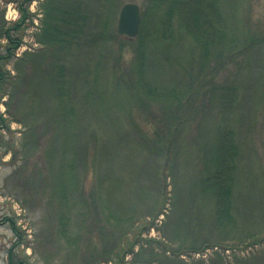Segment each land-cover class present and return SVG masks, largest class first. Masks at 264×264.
Segmentation results:
<instances>
[{
  "label": "rangeland",
  "instance_id": "1",
  "mask_svg": "<svg viewBox=\"0 0 264 264\" xmlns=\"http://www.w3.org/2000/svg\"><path fill=\"white\" fill-rule=\"evenodd\" d=\"M154 1L85 0L86 4L83 1V4L79 5L82 6L80 13L83 12L87 17H96L97 20L91 19L87 22V37L81 41L82 45L84 42V47L82 46L79 48L81 50L75 53L76 48L71 49V54L74 53V55L69 57L70 60L80 58L81 63L79 69L76 68L79 62L75 63V69L70 75L68 83L64 85L62 95L64 96L65 93V96L67 95L73 100V102L65 100L69 102L67 106L76 111L75 117H81V120L82 118L87 119V124L89 120L87 108L85 104L80 107L77 103L82 100V97L84 98L87 92L91 93L93 106L90 107H95L94 110L98 108L97 115L101 117V124L99 126L90 121L91 125H88L86 134H90L93 128H99L96 136H99L100 132L104 136V142H100L96 137L100 148L105 143L107 144L108 135L106 131L109 134L114 133V136L119 139L122 135L129 142L130 145L126 148L127 150L122 145L115 147L111 144L112 149L116 150L114 153L118 156L113 157V160L110 156L103 166L110 179L102 182L103 192L101 191L102 194L99 199L102 201L105 198L123 204L124 207L115 213L114 217L131 215L133 223L128 230L131 239L120 240L118 237L121 232L120 227L111 229L106 221L102 223V217H100L101 222L97 223L93 217L85 218L84 212L81 211L80 214L79 209L72 210L70 216L65 215V217L69 216V220L66 221L68 224L70 223L72 230L78 229L79 221L84 223L95 221L96 225L94 223L95 226L89 228L92 229L90 236L93 241L87 247L91 250L87 248L85 251V240L81 238L79 254L68 262L65 261L63 253H60L64 250L59 251V247H56L60 244L56 240L60 214L49 193L52 176L56 172V166L60 163V156L58 154L53 155L48 162L45 158V151L47 152L50 144L51 149L54 148V151L57 149V152H60V140H57L56 145L52 147L55 143L52 141L53 134H51L54 133V128H49L48 125L47 132L40 129H44L47 121L53 123L52 120L46 116L31 118L25 115L28 112L26 108L29 104V97L26 96L25 89L30 80H39L42 92L50 91L48 99L43 97L40 102L44 107H48L49 111L55 104L52 93L57 89V84L50 80L47 82L44 76L49 63L47 64L41 55L46 53L48 58L50 52L40 43H37V38L41 34L42 20L45 16L41 5L47 4V2L46 0H33L30 3L29 12L33 14L32 22L27 20L24 23L21 47L17 49L15 59L4 65V70L8 73L5 75L15 81L14 85H11L9 90L7 89L12 97L5 95L0 98V115L5 123V125L0 123V264H9L10 259H12L13 264L16 261L26 264H113L114 262L111 261L106 262L107 258L103 255L111 251L115 242L120 243L118 251L121 252L119 255L124 248H128L132 244L130 247L134 253L123 258L125 264H133L134 260L144 264L143 261L146 262L154 258H157L156 260L159 262L161 261V264H199L193 263L191 257L189 258L187 255H182V258L179 257L178 260L171 261L166 258L168 253L162 254L161 247L164 246L166 249L171 248L172 250L180 248L184 238L182 236L185 233L179 232L181 237L176 235L175 238L173 233L178 227L180 228L181 220H183L184 229L188 232L195 227L203 235L206 230L211 206L201 201L191 203L183 193L184 185L187 184L188 178L194 175L199 165L197 159L199 149L197 125L208 131L213 117L211 116L210 119L209 110L206 106L198 105L197 108L202 109V111L200 110L201 112L195 119L185 121L184 128L178 131L175 137H171L167 129L164 130V123L159 121L161 109L158 104L156 105L149 102L151 100L139 96L142 103L146 104L145 107L140 104L138 106L135 94H140V90L133 82L140 79L135 70H140L137 66L140 62L136 57V48L139 45L137 37L142 31L146 37L144 36V42H142L144 58L140 63L142 66L141 75L148 85H155L159 90H164L165 87L169 89L171 86L179 89L176 85L180 76L181 79L184 76L181 68L186 67L188 58L194 56L191 41L188 37L181 35V29L174 22H172L175 25L173 34L177 37L168 43L165 40H159L158 36H162L161 33L164 31L161 19H165L164 12L170 0H157L156 2L160 3L159 11L156 10L157 7L152 6ZM228 1L231 3V0ZM70 2L76 5L78 0H70ZM125 3L138 5L141 14L139 34L133 39L122 38L116 32L119 10ZM232 3L237 6L238 16L244 24L242 26L247 28L246 32L257 33L258 30L264 32V0H232ZM0 17L3 18L7 26L16 22L20 18L17 4H5L0 0ZM105 23L107 25H104ZM143 23L145 29H143ZM95 34H98L97 38L94 37ZM153 35L157 36L158 41L152 37ZM0 44L4 45L5 41H0ZM32 58L38 62L37 66H35L34 61L30 60ZM254 59L258 63L252 64L249 70L255 77L257 85L255 90L260 93L259 97H262L264 95V48L260 53H256ZM215 74H217V81L220 80V77H225V71L221 68L214 69L212 72L206 69L202 73V83H211ZM72 81L76 92L71 88ZM201 91L203 94L210 93L206 86ZM126 93L129 95L128 99H126ZM204 100H206V96H204ZM162 101L159 104H163ZM187 103H189L188 100ZM43 106L41 107L43 108ZM143 108H151L155 112V118L151 116L145 118L144 113L141 112L144 111ZM253 110L252 135L249 140L254 151L252 175L255 174L256 181L253 183L254 188L249 184V189H252L253 192L260 189L263 193L264 183L260 178L264 173V129L261 128L264 101L262 98L255 102ZM43 114L46 115L47 110L43 111ZM108 123L110 126L113 125L110 130L105 126ZM158 127L163 129L164 134L165 131L167 132L161 139L164 143V151L162 152L153 150L151 142L149 146L147 144L148 141L156 140L153 132ZM100 128L104 130L101 131ZM84 129L86 126L81 124V130ZM80 133V141L82 142L77 149L76 156L80 154L82 144L86 142L85 136L87 135L82 134V131ZM87 140L86 157H82V161L85 160V168L77 165L76 172L79 175L78 183L82 186V194L86 200H91L90 192L95 188L97 179L99 181L98 169L101 165L98 150L93 149L92 138L87 137ZM72 155L73 152L71 151L64 162L67 163L71 158L73 159ZM166 156L170 158L168 165L165 163L169 169L166 170L165 167L163 170V159ZM158 158H162V163L160 162L159 173L155 174L153 170L158 165L154 162ZM141 169H144L145 174L143 176L146 178L139 184H146V191L140 197L134 193L139 185L132 187V184L119 178L128 179V175L138 177V170ZM130 180L132 182L137 181L136 178H130ZM125 181L126 184H124ZM109 184L116 186L110 196L106 195ZM123 184L127 186L124 188ZM245 184L247 182L241 181V187H244ZM130 188L133 190H129ZM151 224L154 227L144 232L145 228ZM13 227H15L16 232H14ZM202 231L204 232L202 233ZM195 234L198 236V233ZM150 239L155 242H148L147 240ZM261 239H263L262 243L249 241L246 242L247 246L240 244L241 247H232L231 250L224 249L226 243L230 244V242H225L224 246H212L200 264H264V232L255 238L256 241ZM134 240L138 241L139 245L134 244ZM156 241L160 242L161 245ZM92 257L96 259L94 262Z\"/></svg>",
  "mask_w": 264,
  "mask_h": 264
},
{
  "label": "trees",
  "instance_id": "2",
  "mask_svg": "<svg viewBox=\"0 0 264 264\" xmlns=\"http://www.w3.org/2000/svg\"><path fill=\"white\" fill-rule=\"evenodd\" d=\"M2 1L5 4L16 3L20 18L7 26L3 18L0 17V41H5L4 45L0 44V98L5 95L12 97V94H9L7 89L9 90V87L14 85L15 81L11 77L6 76L8 73L4 70V65L15 59L16 51L22 44L24 23L27 20L32 22L33 17V14L29 12V5L33 0ZM83 1L86 4L85 0H78L76 5H82ZM156 1H154L155 3L152 6L154 8L157 7L156 10L159 11L160 3ZM46 2L47 4L41 5L45 16L42 20L41 34L37 38V43H40L50 52L48 58L46 53H43L41 57H44L47 64L49 63L48 70L45 71L46 74L44 75L46 81L50 80L57 84V89L52 93L55 104L51 107V112L48 107L41 105L40 102L43 97L48 99L50 91L42 92L39 80H30L25 89V94L29 97V104L26 108L28 112L25 115L31 118L46 116V118L52 120L53 123L47 121L44 129H40L46 131L48 125L49 128H54V133L52 132L51 134H53L52 141H55V143L52 147L56 145L57 140H60V152L58 153L57 149L56 151L53 150L54 148L51 149L50 144L47 148L49 151L47 149V152L45 151V158L48 162L53 155L58 154L60 156V163L56 166V172L52 176L49 193L60 214L59 228L56 231V240L60 244L55 246L59 247V251L64 250V252L60 253H63L65 261L68 262L79 254L81 238L85 240V251L90 246L89 244L93 241V238L90 236L92 229L90 230L89 228L95 226L96 222H101L100 217H102V223L106 221L111 229L121 228L118 236L120 240L131 239V234H128V230L133 223L132 216L114 217L115 213L121 211L120 209L124 205L105 198L102 201L99 199L102 194L101 191L103 192L102 182L110 179L103 166L110 156L112 160L113 157L118 156L114 153L116 150L112 149L111 144L115 147L122 145L125 150L130 144L122 135L120 136L121 139H119L114 136V133L109 134L105 130L108 135L107 144L105 143V146L103 145L100 148L98 139L100 142H104V136L101 135V132L99 136H96L99 128H93L90 134H86L89 128L88 125H91L90 121L91 123L95 122L99 126L101 124V117L97 115L98 108L94 110L96 109L95 107H90L93 106L91 93L87 92L84 98L82 97L81 103H77L80 107L85 104L87 108L89 118L87 124V119L82 118L81 120V117H75L76 111L67 106L69 102L65 100L71 102L73 100L67 95L65 96V93L64 96L62 95L64 85L68 83L70 75L75 69V63L79 62L76 65L78 69L81 63L80 58L70 60L69 57L73 56L76 51H80L81 49L79 48L84 47V42L82 45L81 41H84V38L87 37V22L91 21V19L94 20L96 17L91 18L87 17L83 12L80 13L82 6L77 7L70 0H46ZM164 16L165 19H161L164 31L161 33L162 36H158L159 40H165L168 43L177 37L173 34L175 25L172 22H174L181 29V35L188 37L191 41L194 56L193 58H188L186 67L181 68L184 76H182L183 80L180 76L176 85L179 89L171 86L169 89L165 87L164 90H159L155 85H148L141 75L142 66L140 63L144 58L142 42H144V36L146 37V34L142 31L137 37L139 45L136 48V57L138 62H140L137 66H139L140 70H135L140 79L133 82L140 90V94H135L138 106L140 104L145 107L144 105L146 104L142 103L139 96L151 100L149 102H153L156 105L158 104L161 109L159 121L164 123V130L167 129L171 137H175L178 131L184 128L185 121L192 118L195 119L202 111V109L197 108L198 105L208 108L210 119L213 117V121H210L211 125L208 127V131L197 125V143L199 146L197 159L199 165L194 175L188 178L187 184L184 185L183 193L191 203H199L201 201L211 206L210 219L207 221L206 230L205 232L202 231V233L204 232L203 235L195 227L188 232L184 229V223L181 220L182 227H178L175 230L176 232L173 233L174 238L176 235L181 237L179 232L185 233L182 236L184 238L181 241L180 248L176 250L173 248L174 250H172L162 246V254L168 253L166 258L174 261L178 260L182 255H187L190 258L193 253L204 252L215 245L224 246L225 242H230V244L226 243L224 247L226 250H231L232 247L239 248L241 247L240 244L247 246L246 242L249 241L262 243L263 239L256 241L255 238L264 232V192L261 193L260 189L253 192L252 189H249V184L254 188L253 183L256 181L255 174L252 175L254 151L249 138L252 135L253 107L260 98L264 101V95L261 94L262 97H259L260 93L255 90L257 86L255 77L251 74L249 67L258 63L254 57L257 52L260 53L264 48V32L260 30L257 33L246 32L247 28L242 26L244 24L241 22L237 6L232 3V0L231 3L228 0H170ZM104 25L107 24L105 23ZM104 27L106 28V26ZM145 28L143 23V29ZM94 37L97 38L98 34H95ZM152 37L158 41L157 36L153 35ZM71 49H75L73 55L71 54ZM30 60L34 61L35 66H37L38 62L35 61V58ZM219 68L225 71V77H220V80L217 81V74H215L211 83H202V73L206 69L212 72L214 69L217 70ZM73 81L75 82V80ZM73 81L71 88L75 91ZM204 86L209 89L210 93H202L201 89ZM125 95L126 99H128L129 95L127 93ZM204 96H206V100H204ZM187 100L189 103H187ZM161 101L163 104H159ZM46 110L47 114L45 115L43 111ZM142 110H144L141 112L144 113L143 116L145 118L150 116L155 118V112L151 108H143ZM261 118L263 120L261 128L264 129V111L261 113ZM0 123L5 125L1 115ZM81 124L85 125L86 129L81 130ZM105 126L110 130L113 125L111 124L110 126V123H108ZM100 130L103 131L104 129L100 128ZM80 131L87 136H85L86 142L83 141L85 143L82 144L80 154L76 156L77 149L82 142L79 136ZM167 132L165 131L164 134L163 129H160V127L156 128L153 132L156 140L148 141V146L151 142L153 150L164 151V143L161 139ZM87 137L92 138L93 149L98 150L99 163L101 165L100 169H98L99 181L97 179L95 188L90 192L91 200H86L84 194H82V186L78 183L79 175L76 172L77 165L85 168V160L82 161V157H86ZM71 151L73 152V159L71 158L67 163L64 162V159H66L67 155H70ZM167 157L163 159V170L166 167L165 163L168 165L170 161V158ZM161 160L162 158H158L154 162L158 165L153 170L155 174L160 171ZM168 169L169 166L166 167V170ZM138 172V177L128 175V179L125 177L119 179L126 180L133 185L132 187L139 185L134 193L141 197L145 194L146 184H139V182H143L146 177L143 176L145 174L144 169L138 170ZM130 178H136L137 181L132 182ZM260 178H262L264 183V173ZM126 181L124 184L127 183ZM241 181L247 182V184L241 187ZM106 182L109 183V181ZM124 184L123 187L125 188L127 185ZM115 188V184H109L106 195L110 196ZM131 189L133 190V188L129 190ZM75 209H79V213L81 211L84 212L85 218L93 217L96 222L84 223L79 221L78 229L72 230V226L66 220H69L68 217L72 214V210L75 211ZM65 215L69 216L65 217ZM94 223L95 225H93ZM72 224L74 223L72 222ZM153 227V224L147 226L144 232L149 231ZM181 229L182 231H180ZM13 230L16 232L15 227H13ZM195 233H198V236ZM147 241L155 242L151 239ZM133 243L138 244V241L134 240ZM156 243L161 245L160 242L156 241ZM114 245L111 251L103 255V257L107 258L106 262L125 264L123 258L134 253L132 247H130L132 244L128 248H124L120 255L121 251H118L120 243L115 242ZM139 247L141 248V245ZM88 249L91 250V248ZM155 255L157 256L158 254ZM156 259H149L146 262L143 261V263L161 264V261L159 262ZM237 259L239 258L237 257ZM92 260L94 262L96 259L93 258ZM10 261L9 264H13L12 259ZM191 261L193 263H202V259L191 258ZM15 264L26 263L16 261ZM133 264L142 263L134 260Z\"/></svg>",
  "mask_w": 264,
  "mask_h": 264
},
{
  "label": "water",
  "instance_id": "3",
  "mask_svg": "<svg viewBox=\"0 0 264 264\" xmlns=\"http://www.w3.org/2000/svg\"><path fill=\"white\" fill-rule=\"evenodd\" d=\"M141 24L138 5L125 3L119 10L116 31L124 38H134L138 35Z\"/></svg>",
  "mask_w": 264,
  "mask_h": 264
}]
</instances>
